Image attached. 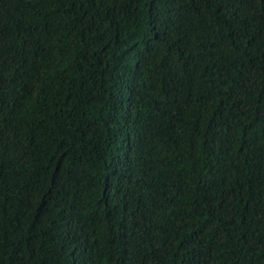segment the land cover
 I'll return each instance as SVG.
<instances>
[{
	"label": "trees",
	"instance_id": "16d2710c",
	"mask_svg": "<svg viewBox=\"0 0 264 264\" xmlns=\"http://www.w3.org/2000/svg\"><path fill=\"white\" fill-rule=\"evenodd\" d=\"M0 264H264V0H0Z\"/></svg>",
	"mask_w": 264,
	"mask_h": 264
}]
</instances>
